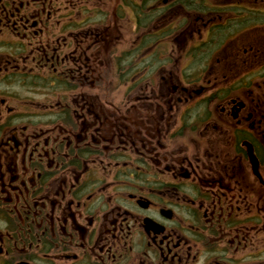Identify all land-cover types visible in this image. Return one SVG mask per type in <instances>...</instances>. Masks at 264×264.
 Returning a JSON list of instances; mask_svg holds the SVG:
<instances>
[{
	"label": "flooded vegetation",
	"instance_id": "af4514ba",
	"mask_svg": "<svg viewBox=\"0 0 264 264\" xmlns=\"http://www.w3.org/2000/svg\"><path fill=\"white\" fill-rule=\"evenodd\" d=\"M0 264H264V0H0Z\"/></svg>",
	"mask_w": 264,
	"mask_h": 264
}]
</instances>
